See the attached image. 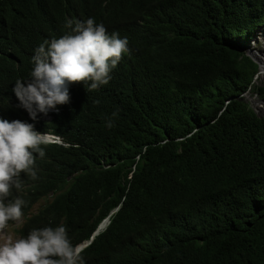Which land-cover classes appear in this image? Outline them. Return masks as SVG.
<instances>
[{"label":"trees","instance_id":"16d2710c","mask_svg":"<svg viewBox=\"0 0 264 264\" xmlns=\"http://www.w3.org/2000/svg\"><path fill=\"white\" fill-rule=\"evenodd\" d=\"M89 17L126 34L129 52L107 85L69 86L54 125L69 146L48 147L20 195H52L50 208L24 229L70 209L88 237L117 208L95 251L132 236L149 252L140 264H264V117L242 96L264 0H0V117L39 44Z\"/></svg>","mask_w":264,"mask_h":264},{"label":"clouds","instance_id":"9594fccd","mask_svg":"<svg viewBox=\"0 0 264 264\" xmlns=\"http://www.w3.org/2000/svg\"><path fill=\"white\" fill-rule=\"evenodd\" d=\"M65 27V34L45 39L35 49L30 78L17 79L12 88L19 101L13 117H0V264H140L149 252H140L132 236L114 240L106 252L93 249L96 237L107 229L117 208L88 237L69 225V218L75 224L83 223L70 209L49 214L58 213L50 224L29 232L24 229L27 218L44 216L50 208L52 195L31 203L20 195L39 178L38 162L48 147L69 146L54 129L63 105L71 101L69 86L87 84L89 92L107 85L112 70L129 52L126 34L116 28L107 30L92 17L69 19ZM106 126L113 127V121L106 120ZM22 220L14 237L6 233L9 226Z\"/></svg>","mask_w":264,"mask_h":264},{"label":"rangeland","instance_id":"374dc122","mask_svg":"<svg viewBox=\"0 0 264 264\" xmlns=\"http://www.w3.org/2000/svg\"><path fill=\"white\" fill-rule=\"evenodd\" d=\"M247 45L248 54L258 63L259 71L255 77L253 85L242 96L249 107L260 117H264V91L261 93L258 91L259 87H264V24L258 26L251 36L247 37L245 41ZM15 223L6 229L7 234L16 235L14 231L22 224Z\"/></svg>","mask_w":264,"mask_h":264},{"label":"bare ground","instance_id":"6f19581e","mask_svg":"<svg viewBox=\"0 0 264 264\" xmlns=\"http://www.w3.org/2000/svg\"><path fill=\"white\" fill-rule=\"evenodd\" d=\"M261 70H264V67H262V69Z\"/></svg>","mask_w":264,"mask_h":264}]
</instances>
